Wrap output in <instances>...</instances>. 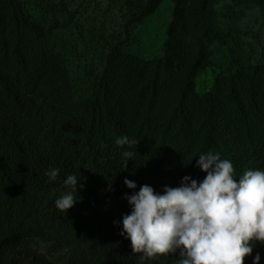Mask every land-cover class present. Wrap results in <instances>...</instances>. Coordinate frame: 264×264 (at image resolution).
Returning a JSON list of instances; mask_svg holds the SVG:
<instances>
[{
    "label": "trees",
    "instance_id": "16d2710c",
    "mask_svg": "<svg viewBox=\"0 0 264 264\" xmlns=\"http://www.w3.org/2000/svg\"><path fill=\"white\" fill-rule=\"evenodd\" d=\"M158 1L149 0L141 16ZM58 23L23 0H0V264H56L28 244L50 230L58 247L72 246L67 264H177L178 253L143 262L133 254L121 235L132 210L126 196L145 184L162 194L185 176L201 182L206 173L197 160L207 152L230 160L237 180L246 170H264V61L244 66L231 57L202 95L196 80L207 64L204 44L178 73L173 54L145 58L113 47L79 98L51 41ZM207 35L221 38L211 25ZM123 136L139 143L116 145ZM125 150L135 154L124 169ZM51 169H59L54 181ZM72 174L77 198L63 213L55 200ZM257 254L264 264V244L255 243L244 264Z\"/></svg>",
    "mask_w": 264,
    "mask_h": 264
},
{
    "label": "rangeland",
    "instance_id": "374dc122",
    "mask_svg": "<svg viewBox=\"0 0 264 264\" xmlns=\"http://www.w3.org/2000/svg\"><path fill=\"white\" fill-rule=\"evenodd\" d=\"M59 18L51 41L67 61L76 95L82 98L100 76L113 47L145 58L171 57L175 71L189 69L206 46L207 64L196 89L210 94L215 76L231 57L244 66L264 61V5L259 0H23ZM54 12V13H53ZM211 25L221 38L207 35ZM163 110L161 115H167ZM0 215V235L4 231ZM58 233L32 237L29 246L56 264H67L72 246H57Z\"/></svg>",
    "mask_w": 264,
    "mask_h": 264
},
{
    "label": "clouds",
    "instance_id": "9594fccd",
    "mask_svg": "<svg viewBox=\"0 0 264 264\" xmlns=\"http://www.w3.org/2000/svg\"><path fill=\"white\" fill-rule=\"evenodd\" d=\"M115 143L131 148L139 141L123 136ZM134 154L122 153L124 169ZM198 157L206 173L201 182L185 176L179 187L165 186L162 194L145 184L126 196L132 210L122 218L121 235L126 233L141 262L178 253L177 264H244L253 245L264 244V170H246L237 180L230 160L212 152ZM46 174L54 181L59 169ZM77 180L75 174L64 180L68 191L55 200L60 212L74 206ZM124 183L137 187L129 179ZM259 260L257 254L254 264Z\"/></svg>",
    "mask_w": 264,
    "mask_h": 264
}]
</instances>
